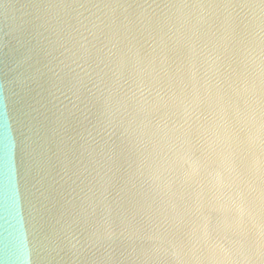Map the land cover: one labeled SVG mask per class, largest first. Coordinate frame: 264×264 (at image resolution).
I'll return each mask as SVG.
<instances>
[{
	"label": "water",
	"instance_id": "1",
	"mask_svg": "<svg viewBox=\"0 0 264 264\" xmlns=\"http://www.w3.org/2000/svg\"><path fill=\"white\" fill-rule=\"evenodd\" d=\"M0 264H264V0H0Z\"/></svg>",
	"mask_w": 264,
	"mask_h": 264
}]
</instances>
